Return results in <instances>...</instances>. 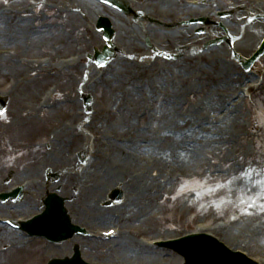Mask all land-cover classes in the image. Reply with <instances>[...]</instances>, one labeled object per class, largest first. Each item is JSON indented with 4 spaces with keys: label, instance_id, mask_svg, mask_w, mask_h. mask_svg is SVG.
Returning a JSON list of instances; mask_svg holds the SVG:
<instances>
[{
    "label": "rangeland",
    "instance_id": "obj_1",
    "mask_svg": "<svg viewBox=\"0 0 264 264\" xmlns=\"http://www.w3.org/2000/svg\"><path fill=\"white\" fill-rule=\"evenodd\" d=\"M87 1L89 0H0V17L4 15L0 18V50L17 49L18 57L23 60L20 63L14 60L16 66L8 61H0V92L10 96H8V111L0 118V145L5 143L1 150L21 154L17 163L10 165L8 161L3 165L1 160L5 153L1 152L0 176L6 171H12L13 184L35 180L29 185L27 199L15 211V214L25 216L27 213L34 212V206L40 203L35 196L47 190L49 185L50 190H54L62 183H68L62 189L67 190L63 192L64 196L75 188L80 190L77 199L72 204H68L71 215L86 217V220H88L87 217L93 216L95 213L91 210L84 212L85 215L81 214L77 205H89L93 198L100 199L109 188L113 187L111 186L113 181L108 188H103L99 183L103 169L98 165L90 169L89 167L95 159L97 164L99 161L103 164L105 162L107 167L132 163L129 160L122 162L123 155H116L117 151H112L110 145L113 142L119 145L117 140L120 132L127 127L125 123H121L124 119L119 116L127 117L130 114L133 121L129 104H137V108L141 107L147 113L146 118L141 122V127L150 124V129L156 126L160 128L163 124L168 125L170 121H174L178 123V129H180L178 133L181 132L178 142H186L185 146L188 150L182 152L181 150L185 147L178 144L176 151L178 165H174L178 166V174L170 180L167 179L169 175L164 173L165 178L162 176L160 180L152 184L146 191L145 198L140 199L141 203L144 202L145 209L143 212L129 214L130 222L127 225L144 229L147 232L146 236L149 237L172 238L189 232H198L197 225L201 224L204 227L201 231L212 233L217 231L219 239L226 240L231 248L242 249L253 257L264 258V223L261 218L264 217V212L260 208L264 205V190H258V186L264 180V169L257 176L254 172L257 165L258 168H264V121H256L257 125H253L255 110L260 109L264 112L262 107L264 106V86L260 89L261 91L256 92L262 84L264 85V55L253 66L250 73H245L232 59L231 51L225 43L206 47L214 40L225 38V33L228 32L229 37L238 40L234 42L233 51L243 58L249 56L255 51L264 30L261 33H251L246 30L254 21H261L264 25V8L256 12L252 11L251 7L257 0H218V7H204L195 11L185 8L182 0L169 4L167 0H126L141 15L133 21L131 17H126L119 11L100 4L97 0H90L99 8L95 7L93 13H89L85 8ZM9 8L15 9L19 16H16L14 10ZM219 10L227 11L228 16L218 18L215 12ZM110 12L116 13L122 26L117 28L114 24L116 46L121 47L125 52H132L131 55L135 56L138 52L140 55L134 60L118 54L115 60L103 70L88 71V81L83 90V87L79 86L88 70L86 66H89L85 55L81 56L82 60L79 64L77 62V65H70L64 70L58 69L60 67H52L51 63H64L80 48V54L83 55L85 52L92 53L94 47H101L103 44L101 39L94 41L92 37L93 34H98L94 27V17L109 15L113 18ZM179 14H187L190 19L204 17L212 25L204 34H198V31L205 27L204 25L187 26L184 23L175 28H180V32L186 31V28H194L191 36L185 37L184 33H179V37H172L179 34L167 27L170 23H166L165 19L177 17ZM175 19L173 22L178 20V18ZM160 25H164L166 29L160 28ZM140 27L149 29L152 45L154 44V48L164 54L157 61L154 59L145 61L146 52L151 49L131 39L132 30L137 31L135 35H141L137 30ZM2 28L6 29L2 30ZM10 28H23V31L18 33L17 39L12 42H9L7 38L14 36L16 31ZM242 29L244 34L241 33ZM165 36L170 41L168 45L164 43ZM195 37L201 43H197ZM250 38L251 41H249ZM184 43L190 45L182 46ZM159 45L161 47H158ZM179 46L184 47L182 54L176 52L174 60L172 56L166 58ZM47 59L51 66L48 69H46V63L42 64V61ZM30 60L34 62L31 66L28 64ZM224 69L227 70L226 73ZM15 76L21 78L15 81ZM52 84L58 88L54 99L40 107L39 97ZM246 86L249 87L247 96H245L246 91L240 90ZM134 87L138 88V91H135ZM236 91L241 96L236 100L240 109L238 116L241 120L224 124L216 117L222 116L225 106L216 107L220 112L209 111V107L203 106L202 112H209L210 120L213 122L217 120L222 124L221 131L218 128L216 132L210 129L207 135H202L199 143L189 139L193 137L187 135L196 129L193 116L200 112V108H197L201 105L200 102L210 100L216 95H223L224 101H230L227 94ZM243 93L245 99H242ZM87 94L93 96L95 114L93 113V116L80 127L83 134L75 130L61 131L59 129L61 123H67L72 129L83 120V110L79 106L82 95ZM108 101L114 102L115 105L119 101L123 104L114 115L99 116L98 109L107 106ZM216 110L218 109L214 111ZM253 126L254 130H252ZM49 134H52L51 138L52 136L54 139L59 138V143L62 145L59 143L51 145L53 139L49 137ZM159 135L162 136V133L159 132ZM14 137L15 140L12 141ZM87 140L92 144L93 155H85L86 165L89 164L84 166L85 169L79 167L77 163L75 168L77 172L67 173L59 183H50L46 188H37L39 184L36 181H41V186L44 182L43 178L41 180L43 168L48 167L54 170L53 172L66 168L70 165L69 160H74ZM23 141L28 142L25 148L22 145ZM47 141H49V147L46 146ZM30 142L31 145L32 142L36 145V152L31 151ZM15 143L19 146L18 148L14 146ZM126 146H133V144ZM158 148L160 150L156 149L154 156H164L167 150H171L164 142ZM133 152L134 148L128 153ZM52 153L55 157L47 159ZM146 155L145 157L150 156V154ZM128 158H131V155ZM51 161L54 164H51ZM239 164L245 167V173L243 172L239 180L246 183V178H252L254 184L252 182L249 184L246 194L236 189L234 196L230 194L228 187L230 183L228 184L225 178L234 176L238 172L236 167ZM136 170L137 167L133 166L130 173ZM196 175L198 178L202 177L201 180L204 181L202 184L195 185L196 182H193L191 186L192 182L176 183L177 178H191ZM153 176L155 174L149 173L144 182ZM126 179L127 177L124 178ZM91 183H95L96 188L100 190L99 193L90 192ZM52 184L56 185L52 187ZM128 184L126 189L133 190V185L136 183ZM176 185H178L177 188ZM234 185H238L236 180ZM182 195L184 198L178 199ZM250 204L252 207H248ZM85 207L89 208V206ZM245 209L252 215H242ZM114 210L115 208H112L104 212L113 213ZM8 211L9 208L4 206L0 214L6 215ZM226 215L230 218L229 216L225 218ZM109 226L111 225L108 221L101 225L103 230ZM216 226L222 229L217 230ZM124 228L120 229L124 232ZM15 239L22 243L21 239L17 237ZM238 240H242L241 246L232 245ZM87 242L90 247L84 255L92 262L180 264L178 257L171 252L138 249L133 241H131L132 249L129 250L132 251V255L121 253L120 246L123 239L116 247L108 243ZM0 243L12 247L5 239H1ZM30 248L37 253L38 264H42L48 258L47 256H60L70 252L69 245L45 248L41 242L32 243ZM9 261L8 257L7 263Z\"/></svg>",
    "mask_w": 264,
    "mask_h": 264
},
{
    "label": "bare ground",
    "instance_id": "obj_2",
    "mask_svg": "<svg viewBox=\"0 0 264 264\" xmlns=\"http://www.w3.org/2000/svg\"><path fill=\"white\" fill-rule=\"evenodd\" d=\"M175 1L176 0H173V1L167 0V4H169L171 2L175 3ZM95 7L99 8V6H97L96 3L89 0V1H87L85 8H86V11H88L89 13H93V9ZM263 8H264V6L262 7V9ZM251 9H252V7H251ZM98 11H100V9ZM110 15L113 18H111L109 15H107V16L110 17L111 20H113V24L117 25V28H122L121 22L119 21L120 18L117 17L116 13L110 12ZM2 17H4V15H1L0 18H2ZM247 17H248V15H247ZM5 29L6 28H2V30H5ZM10 29L16 31V34L14 36H12V37H14L13 40H16L18 33L23 31V28H10ZM262 30H264V25L262 24V22L261 21H254L249 25L246 32L249 31L251 33H253V32H260L261 33ZM123 32H124V30H123ZM179 36H180V34L179 35H172V37H179ZM187 36H191L190 30L186 31L185 37H187ZM92 37H93L94 41L99 40L98 34H93ZM256 38L257 37H255V39ZM249 41H251V38L249 39ZM185 44L186 43H184V45ZM157 60L158 59H155V61H157ZM52 67H55V65H53ZM83 87H86V86H83ZM200 104L201 105L197 107V108H200V112L195 113V116H193V122L196 121V119H199L200 116L202 115L201 112H202L203 106L209 107L210 108L209 111L217 112V111H219V108H216V107H221V106L225 105L224 104V97L222 95L213 96L210 98V100L208 99L204 102L201 101ZM117 108H119V106H117ZM215 109H218V110L214 111ZM239 111H240L239 108L238 109L235 107L232 108V107H230V105L229 106L225 105V109H224V113H223V115H225V118L222 122L224 124L230 123V122H232V123L239 122L241 120V118H239V116H238ZM105 112H106V110H105ZM108 112L111 114L113 113L112 111H108ZM139 114L141 115V120L145 119V117H146L145 111L141 107H139V108L135 107L133 117L138 118ZM192 114L194 115V113H192ZM120 117H122L124 119L121 123H125V125L127 127L122 130V132H121L122 135L120 136V139H118L117 141L121 140V144L125 143L126 141H131L133 146L117 145L113 142L112 145H110V148L112 151H117L116 155H121V154L123 155V161L122 162H127V160H129L132 163L131 164L124 163L122 165H117L115 167H111V166L107 167V165L105 166V162L103 164L99 161L97 164L96 159H95L93 161V163L90 165L89 169L93 166H96V165H98V167L103 169V172H101L102 174L100 176V182H99L103 188H106L107 186H109V184L113 181V182H117L118 187L123 189V190L127 188V186L129 185L128 183H136L135 185H133V190H145L147 185L151 186L152 184H155V182H157V179H159L163 176L162 171H163L164 166L171 165V167L178 168V166H174V165H178L177 160L174 158V151L178 150V144L182 143V141L178 142L177 137H172V139H171V137H169V136L159 135L157 126L150 129V127H148V126L141 127L140 125H136L135 121L131 120L132 116L130 114H128L127 117H125L124 115L119 116V118ZM212 123H213V121L210 120V118H209L205 124H212ZM221 126H222V124H220V126L217 128L220 130ZM111 127H112V124H111ZM169 127H171L170 134L178 131V125L175 124L174 121L169 122ZM201 130L205 131L206 127H203ZM55 139H56V141H53V143H52L53 145L59 143V141H60L59 138H57V137ZM163 142L166 143L169 146V148L172 150L171 154L167 155V156H154L156 149L160 150L158 147L161 146ZM59 145H62V143H59ZM55 147L57 148V146H55ZM85 147H86L85 150H87V152L89 154H92V148H91L92 146L88 140L86 141ZM133 148H134V152L128 153ZM146 154H150V156L146 157L147 160L151 161V164L149 166L150 170L152 171V173H154V171L157 170L158 175L156 173V175L154 177H150V182L149 181L146 182V180L144 182L145 178H143L139 181H136V182L131 181V180L128 181L127 179L124 180V178L128 176V174H129L131 168H133V166L144 165V157L147 156ZM129 155H131V158H128ZM50 163L54 164L53 161H51ZM142 181H143V183H140ZM91 186H92L91 190H99L96 188L97 186L95 185V183H91ZM238 244L242 245V242H239Z\"/></svg>",
    "mask_w": 264,
    "mask_h": 264
},
{
    "label": "snow or ice",
    "instance_id": "obj_3",
    "mask_svg": "<svg viewBox=\"0 0 264 264\" xmlns=\"http://www.w3.org/2000/svg\"><path fill=\"white\" fill-rule=\"evenodd\" d=\"M0 115H2V114H0ZM173 199H175V197H173ZM248 207H252V205L250 204V205H248ZM260 208H261V211L264 212V205H261ZM241 214L242 215H252V213L247 211V209H245ZM233 219H235V217H233Z\"/></svg>",
    "mask_w": 264,
    "mask_h": 264
}]
</instances>
